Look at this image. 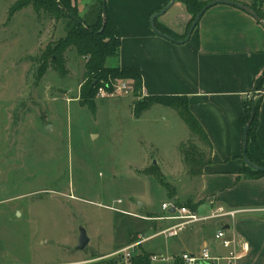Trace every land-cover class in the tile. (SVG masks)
<instances>
[{
	"label": "rangeland",
	"instance_id": "obj_1",
	"mask_svg": "<svg viewBox=\"0 0 264 264\" xmlns=\"http://www.w3.org/2000/svg\"><path fill=\"white\" fill-rule=\"evenodd\" d=\"M67 25L30 0H0V264H116L135 235L164 227L141 218L166 216L162 203L185 206L199 191L181 146L205 148L177 111L159 106L138 119L145 97L132 92L95 94L92 112L81 98L86 60L74 48L67 75L37 77L43 51L66 38ZM212 223L206 239L219 227ZM81 228L90 243L77 250ZM157 241L144 249L156 251Z\"/></svg>",
	"mask_w": 264,
	"mask_h": 264
},
{
	"label": "crops",
	"instance_id": "obj_2",
	"mask_svg": "<svg viewBox=\"0 0 264 264\" xmlns=\"http://www.w3.org/2000/svg\"><path fill=\"white\" fill-rule=\"evenodd\" d=\"M199 1L209 4L214 0ZM105 2L122 39L119 57L109 58L106 66L138 70L145 98L168 95L188 98L189 110L213 146V164L203 169L201 177L194 178L200 182L194 197V203L201 204L197 214L207 216L219 207L244 211L233 219L220 218L213 222L218 228L230 230L229 235L236 234L248 243L249 253L237 264H264V176L246 180L241 173L249 169L242 156L243 103L246 98L255 99L263 88L264 28L244 11L217 5L203 15L191 40L177 45L155 34L150 26V17L165 8L166 0ZM175 2L158 22L182 37L187 34L192 17L181 0ZM78 5L84 13V3ZM257 99H262L257 144L250 142L248 154L262 161L264 94ZM159 106L153 105L137 118ZM179 198L177 195L175 201ZM161 223L164 227L157 226V230L176 224ZM210 223L190 226L172 239L157 237L151 240H158L156 251L148 252L165 256L198 254L204 243H214L218 228L207 239L201 234L202 228Z\"/></svg>",
	"mask_w": 264,
	"mask_h": 264
},
{
	"label": "trees",
	"instance_id": "obj_3",
	"mask_svg": "<svg viewBox=\"0 0 264 264\" xmlns=\"http://www.w3.org/2000/svg\"><path fill=\"white\" fill-rule=\"evenodd\" d=\"M89 1H91V3L88 4L87 2ZM181 1L186 5L187 10L192 17L187 29L188 32L191 25L195 21L197 14L207 4L202 3L199 0ZM30 2H33V6H35L37 10H40L43 7L46 13H48L49 17L54 21H59L61 19L68 21V25L66 28V38L59 40L54 46L48 45L43 51V54L39 59L40 64L37 73V77L39 79L42 78L49 69H55L62 75H67L66 54L67 51L74 48L78 56L86 60L84 66L85 84L82 86L81 98L82 105L88 107V109H90L92 112H95L96 110L93 97L97 93L99 87L102 85L108 84L111 87L116 83V81L126 79L134 81L135 96H137L138 93L142 91L143 81L141 73L138 70L121 67L110 68L106 66V62L109 58L119 57L122 39L118 29V25L115 19H113L110 15L105 0H48V3L45 4H39L37 0H30ZM79 2L84 3L85 7L88 8V11L84 17L80 16V8L78 5ZM166 2V5H168L170 3V0H166ZM23 4L22 6L19 5V7L11 12L8 20L12 18L14 13L20 11L25 7L26 3L24 5ZM262 5H264V0H253L252 4H250L249 7H251V9H253L258 16H261L264 19V10L262 9ZM104 6H106L105 27L104 20L102 18ZM156 25L158 30L162 34L169 35L177 40L185 39L188 35V33L186 32L187 34L185 36L180 37L179 35L170 31L168 28L162 26L158 21L156 22ZM103 27L104 30L102 33H100ZM262 86H264V81L262 83ZM261 102L262 99L254 101L253 98H246L243 103L244 111L241 117V125L243 131L246 128V124L251 117L253 108L255 109V117L251 123L252 126L248 133L249 144L250 142L257 144L256 135L259 128L258 124ZM153 105H161L163 107H169L177 111L182 121L186 124V126L189 127L192 135L203 142L205 151L199 150V148H197L193 144H189L188 146L185 144L181 146V155L183 156V158H185L186 163L190 167V175L192 177H201V175L203 174V169L213 164V146L208 140L203 127L198 123L193 113L189 110L188 98L170 95L144 98L143 100L137 101L135 105V117H140L145 111L152 108ZM247 155L253 163L259 165L260 167H264V157L262 161L255 160L248 154V150ZM155 173L154 174L157 177L160 176V174H158L156 171ZM241 173L242 177L246 180L260 179L264 176V172L262 173L254 171L250 168L248 170L242 171ZM200 205V203L195 204L194 202H189L185 206L180 204L179 207L187 206L192 211L197 212ZM153 227L154 231H156L157 225L155 224L153 225ZM135 236L132 243H135L137 241L138 237L137 235ZM152 255L154 254L146 251L143 245H141L135 251V256L133 257L132 264H151L150 258ZM175 264L181 263L177 261Z\"/></svg>",
	"mask_w": 264,
	"mask_h": 264
},
{
	"label": "built area",
	"instance_id": "obj_4",
	"mask_svg": "<svg viewBox=\"0 0 264 264\" xmlns=\"http://www.w3.org/2000/svg\"><path fill=\"white\" fill-rule=\"evenodd\" d=\"M132 92H134V81L125 79L116 81L111 87L108 84L100 86L96 97L99 100H106L117 96H129ZM117 204L120 205L122 202L119 201ZM162 209L167 213L166 216L145 218V220L149 222L173 221L176 224L166 229H160L148 236L138 235L135 243L114 254L116 264H132L136 249L157 237L162 236L166 239H172L178 237L188 227L195 224L208 223L220 218L233 219L240 212H244L240 210L230 211L219 207L215 212L200 217L197 212L192 211L187 206L179 207L176 202L163 204ZM172 210H174V213L171 212ZM114 211L120 212L118 209H114ZM229 232L230 230L226 231L224 227L218 228L215 233L214 243H204L198 254L187 252L180 255L165 256L156 253L150 258L151 264H175L177 261L181 264H237L242 257L249 253L250 249L247 242L236 234L229 235Z\"/></svg>",
	"mask_w": 264,
	"mask_h": 264
},
{
	"label": "water",
	"instance_id": "obj_5",
	"mask_svg": "<svg viewBox=\"0 0 264 264\" xmlns=\"http://www.w3.org/2000/svg\"><path fill=\"white\" fill-rule=\"evenodd\" d=\"M176 0H170V3L168 5L165 6V8H163L161 11L159 12H156L154 13L150 18V26H151V29L153 30V32L155 34H157L158 36H160L161 38L165 39V40H168L172 43H175L177 45H182V44H185V43H188L193 34H194V31L197 29V26L200 24L202 18H203V15L209 11L210 9H212V7L214 6H217V5H226V6H233L235 8H237L238 10L240 11H244L245 13H247L249 16L253 17L255 19V21H257L258 23H260V25L264 28V19L261 17V16H258L256 14V12L251 9V7H249L248 5L246 4H242L240 2H237V1H233V0H214L212 1L211 3L207 4L196 16V19L195 21L193 22V24L191 25L189 31L187 32L188 35L185 39H182V40H177L169 35H164L162 34L158 28H157V25H156V22L158 21L159 17L163 16L176 2ZM102 18L104 20V27H105V18H106V6L103 7V15H102ZM104 27L103 29L100 31V33L103 32L104 30ZM259 94L257 95V97H255L254 100H256L257 98L261 97L263 94H264V86L263 88L261 89L260 92H258ZM254 117H255V109L253 108V112L251 114V117L249 119V121L247 122L246 124V128L244 129L243 131V138H242V141H243V148H242V156H243V159H244V162L246 164V166H248L250 169L254 170V171H258V172H264V167H260L259 165L253 163L249 156L247 155V150H248V146H249V140H248V133H249V130L251 128V123L252 121L254 120ZM172 213H174V210L171 211ZM80 241H79V244H78V247H77V250H84L88 244L90 243V238L87 237V234H86V231L81 228L80 230Z\"/></svg>",
	"mask_w": 264,
	"mask_h": 264
}]
</instances>
